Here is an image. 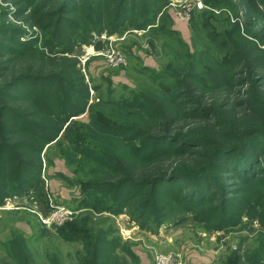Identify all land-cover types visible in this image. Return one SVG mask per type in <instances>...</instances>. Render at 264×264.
Listing matches in <instances>:
<instances>
[{
    "label": "trees",
    "instance_id": "obj_1",
    "mask_svg": "<svg viewBox=\"0 0 264 264\" xmlns=\"http://www.w3.org/2000/svg\"><path fill=\"white\" fill-rule=\"evenodd\" d=\"M171 2L11 1L14 15L27 25L0 24V205L24 194L48 204L43 163L54 143L67 163L76 157L79 166L89 167L90 177L75 183L80 209L110 215L126 210L147 230L190 217L207 230L222 229L255 213L264 225V93L253 83L264 77V0H202L211 16L223 11L231 21L236 15L237 33L254 38L251 56L241 63V53L224 38L217 45L224 57L201 59L204 66L191 63L184 78L169 70V82L159 83L160 94L129 89L113 96L110 89L90 102L94 97L77 58L61 55L71 53L78 39L88 44L104 32L158 27L157 18L171 19L166 11ZM33 27L41 38L23 40ZM213 33L215 40L220 32ZM95 41L100 49L102 41ZM27 57L38 60L16 70V61ZM46 64L51 67L42 72ZM237 65L248 77L263 71L247 79L243 100L234 96L239 90L231 94L242 81L236 80ZM100 105L109 112L97 115ZM85 112L89 122L74 119ZM93 139L101 143L92 146ZM112 141L114 148L106 146ZM58 230L84 245L79 264H113L119 246L138 261L118 236H106L110 230L100 236L76 224ZM261 250L264 242L258 257L233 253L223 264H264Z\"/></svg>",
    "mask_w": 264,
    "mask_h": 264
},
{
    "label": "rangeland",
    "instance_id": "obj_2",
    "mask_svg": "<svg viewBox=\"0 0 264 264\" xmlns=\"http://www.w3.org/2000/svg\"><path fill=\"white\" fill-rule=\"evenodd\" d=\"M11 1L0 0V24L5 22L26 27L27 24L14 15L15 7ZM171 1L166 8L171 19L166 18V15L157 18L155 25L158 27L131 29L112 35L104 32L95 36L88 44L81 43V39H78L79 42L71 53L61 54L77 58V67L83 73L84 81L94 97L90 102L96 101V96L105 97L110 89L113 96L127 93L129 89L160 94L162 90L159 83L169 82V70L179 72L184 78L186 71H190L191 63L204 66L201 59L222 58L217 45L223 44L224 38V44L237 48L241 53V63L251 56L248 53L252 51L251 40L254 38H245L237 33L233 22L238 19L234 13L231 21H228L227 14L223 11L217 10L211 16V11L202 0V7H198L197 0ZM180 15H187L189 18L181 19ZM178 19L183 22L177 23ZM181 23L182 27L178 26ZM171 29L175 32H170ZM217 31L220 35L214 40L213 32ZM33 37L41 38V32L36 27L27 28L22 39L30 40ZM95 40L102 41L100 49L95 48ZM119 57L123 59L122 63L118 62ZM34 60L38 58L27 57L16 61V70H25ZM237 66L240 67H235V73L239 74L236 80L242 81L231 89V94L239 90L240 94L234 96L243 100L246 97L245 91L249 88L247 79L257 78L263 71L256 69L253 76L248 77L247 72L240 70L242 65ZM49 67V64L44 65L42 72L48 71L46 69ZM36 69L38 68H33V71L36 72ZM155 76L157 78L153 80ZM110 79L112 83H109ZM255 82L259 91L264 93V77L253 83ZM123 83L128 88H124ZM94 85L97 86L96 91L92 89ZM95 112L101 116L109 110L100 105L95 107ZM74 119L87 123L89 114L85 112ZM97 141L101 143L98 139H93L89 144L95 146ZM106 146L114 148V141ZM61 152L54 143L46 151L47 160L52 161L48 166L45 155L43 178L49 194L48 204L41 203L32 194H24L6 198L0 205L1 264H79L84 254V245L77 240H66L58 230L61 226L73 224L86 227L97 236L110 230L106 236H118L119 243L127 245L138 258L137 262H133L129 254L119 246L115 247L118 260L113 264H154L157 254L176 255L184 264H223L233 253H237L242 259L246 253L258 257L260 243L264 242V225L258 213L254 217L242 215L240 222L222 229L207 230L190 217L178 223L167 220L156 230H147L141 229L131 220L126 210L118 215H110L107 212L96 214L78 208L79 187L75 183L90 177L89 167L79 166L75 161L76 157L67 163ZM54 205L69 209L71 214L61 224L53 222L48 225L43 219L49 217Z\"/></svg>",
    "mask_w": 264,
    "mask_h": 264
},
{
    "label": "built area",
    "instance_id": "obj_3",
    "mask_svg": "<svg viewBox=\"0 0 264 264\" xmlns=\"http://www.w3.org/2000/svg\"><path fill=\"white\" fill-rule=\"evenodd\" d=\"M197 5L198 7H202L203 4L200 0H197ZM181 19H188L189 17L187 15L181 16ZM118 62H123V59L119 57ZM71 214V211L65 207L61 206H53V211L50 213L49 217L46 219H43L44 223H47L48 225L56 222L58 224H61L68 215ZM154 264H184L180 258L176 255H171V254H157L154 257Z\"/></svg>",
    "mask_w": 264,
    "mask_h": 264
},
{
    "label": "crops",
    "instance_id": "obj_4",
    "mask_svg": "<svg viewBox=\"0 0 264 264\" xmlns=\"http://www.w3.org/2000/svg\"><path fill=\"white\" fill-rule=\"evenodd\" d=\"M180 22H183V20H179L178 19V21H177V23H180ZM177 25L178 24H176V27H177ZM178 26H181L182 27V23L181 24H179ZM178 28V27H177ZM117 79V78H116ZM117 80H120V81H122V79H117ZM18 225V224H17ZM22 225V224H21ZM1 251V250H0ZM2 254V252H0V255ZM1 264V263H0Z\"/></svg>",
    "mask_w": 264,
    "mask_h": 264
}]
</instances>
